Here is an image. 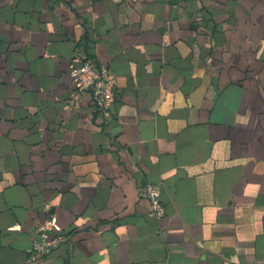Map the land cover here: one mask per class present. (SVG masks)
Segmentation results:
<instances>
[{"label":"crops","instance_id":"1","mask_svg":"<svg viewBox=\"0 0 264 264\" xmlns=\"http://www.w3.org/2000/svg\"><path fill=\"white\" fill-rule=\"evenodd\" d=\"M0 264H264V0H0Z\"/></svg>","mask_w":264,"mask_h":264},{"label":"built area","instance_id":"2","mask_svg":"<svg viewBox=\"0 0 264 264\" xmlns=\"http://www.w3.org/2000/svg\"><path fill=\"white\" fill-rule=\"evenodd\" d=\"M79 65H71L70 76L73 80L74 90L71 97L78 98L83 91H90L93 101L99 111L110 116V109L114 104L117 92L114 86V76L105 64L98 63L95 59L79 54ZM150 203L151 210L157 218L166 214V207L162 200L161 189L152 183H147L142 190ZM56 226L52 219L40 223L35 231L39 235L35 242V250L48 253L57 244L66 239V236L54 233Z\"/></svg>","mask_w":264,"mask_h":264}]
</instances>
